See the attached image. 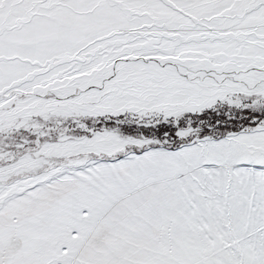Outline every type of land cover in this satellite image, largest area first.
<instances>
[{"label": "snow or ice", "instance_id": "1", "mask_svg": "<svg viewBox=\"0 0 264 264\" xmlns=\"http://www.w3.org/2000/svg\"><path fill=\"white\" fill-rule=\"evenodd\" d=\"M0 264H264V0H0Z\"/></svg>", "mask_w": 264, "mask_h": 264}]
</instances>
